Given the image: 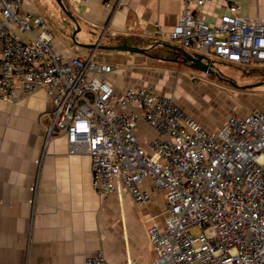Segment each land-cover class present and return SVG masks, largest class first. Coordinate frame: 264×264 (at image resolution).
<instances>
[{
	"label": "built area",
	"instance_id": "built-area-1",
	"mask_svg": "<svg viewBox=\"0 0 264 264\" xmlns=\"http://www.w3.org/2000/svg\"><path fill=\"white\" fill-rule=\"evenodd\" d=\"M220 1L225 13L206 23L208 0H182L170 40L224 64L264 67V22ZM24 3L0 0V99L44 91L52 104L46 137L63 135L69 155L90 158L98 196L126 192L144 206L150 193L163 195L165 217L147 231L152 264H264V108L208 133L170 98L137 88L118 95L104 78L112 66L64 59L49 25ZM141 127L156 135L146 149ZM84 264L107 263L98 252Z\"/></svg>",
	"mask_w": 264,
	"mask_h": 264
},
{
	"label": "crops",
	"instance_id": "crops-1",
	"mask_svg": "<svg viewBox=\"0 0 264 264\" xmlns=\"http://www.w3.org/2000/svg\"><path fill=\"white\" fill-rule=\"evenodd\" d=\"M51 1L61 14L53 27L27 0L24 10L49 25L53 48L64 59L112 66L104 78L118 95L137 88L171 98L207 132L219 129L229 117L209 126L169 95L180 83L202 85L195 71L176 62L177 54L162 46L182 48L169 38L184 13L182 0H61L69 14ZM233 1L241 7L242 18L264 22V0ZM225 11L222 1L208 0L202 18L212 23ZM98 41L104 47L127 45L145 53L86 47ZM51 110L42 90L30 95L18 90L14 102L0 99V264H84L98 252L107 264H152L156 255L147 231L165 217L163 195L150 193L144 206L135 205L126 192L98 196L90 158L83 152L69 155L63 135L46 137ZM140 188L150 192V182Z\"/></svg>",
	"mask_w": 264,
	"mask_h": 264
},
{
	"label": "rangeland",
	"instance_id": "rangeland-1",
	"mask_svg": "<svg viewBox=\"0 0 264 264\" xmlns=\"http://www.w3.org/2000/svg\"><path fill=\"white\" fill-rule=\"evenodd\" d=\"M27 3L35 5L39 15L51 27L58 23L61 14L51 0H27ZM172 46L177 47L174 44ZM214 71L216 73L211 75L196 72L194 77L202 79L198 80L202 85L195 86L189 81L191 84L181 87L180 83L176 90L172 87L173 95L171 91L170 97H175V103L181 104L182 109L192 112L205 123L208 122L209 126H217L216 121L225 117L244 115L252 109L263 107L261 101H264V67L242 68L217 61ZM201 128L206 129L202 126ZM215 128L214 132L218 130ZM209 132L211 131L208 130ZM137 135H142L140 142L146 149L148 135L144 127L140 128Z\"/></svg>",
	"mask_w": 264,
	"mask_h": 264
},
{
	"label": "water",
	"instance_id": "water-1",
	"mask_svg": "<svg viewBox=\"0 0 264 264\" xmlns=\"http://www.w3.org/2000/svg\"><path fill=\"white\" fill-rule=\"evenodd\" d=\"M55 2L63 11H65L61 0H55ZM65 12L66 14H69L67 11ZM162 46L177 54V58L175 59L176 62H180L183 65L187 64L193 71L203 73L206 75H211V74L216 73L214 71V59L213 58L203 56L200 54H196V53H187L184 49L180 47H175L171 45H162ZM86 47H89L91 49H96V50H105V51H120L123 49V50H127L133 53H139V54L145 53V50L143 49L132 48L127 45L115 46V47H104L99 44V41L94 45H87Z\"/></svg>",
	"mask_w": 264,
	"mask_h": 264
},
{
	"label": "flooded vegetation",
	"instance_id": "flooded-vegetation-1",
	"mask_svg": "<svg viewBox=\"0 0 264 264\" xmlns=\"http://www.w3.org/2000/svg\"><path fill=\"white\" fill-rule=\"evenodd\" d=\"M215 62H217V60H216V59H214V64H215Z\"/></svg>",
	"mask_w": 264,
	"mask_h": 264
}]
</instances>
